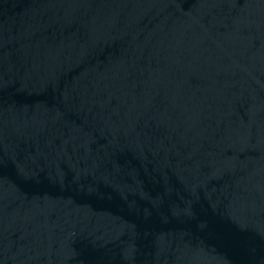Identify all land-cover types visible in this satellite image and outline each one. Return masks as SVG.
Masks as SVG:
<instances>
[{
  "label": "water",
  "instance_id": "obj_1",
  "mask_svg": "<svg viewBox=\"0 0 264 264\" xmlns=\"http://www.w3.org/2000/svg\"><path fill=\"white\" fill-rule=\"evenodd\" d=\"M0 264H264V0H0Z\"/></svg>",
  "mask_w": 264,
  "mask_h": 264
}]
</instances>
